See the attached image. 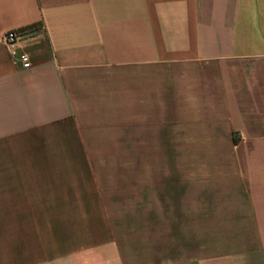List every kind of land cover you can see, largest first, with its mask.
Wrapping results in <instances>:
<instances>
[{
  "label": "crops",
  "instance_id": "0c3cea01",
  "mask_svg": "<svg viewBox=\"0 0 264 264\" xmlns=\"http://www.w3.org/2000/svg\"><path fill=\"white\" fill-rule=\"evenodd\" d=\"M113 209L123 264H264V0H0V264H90Z\"/></svg>",
  "mask_w": 264,
  "mask_h": 264
},
{
  "label": "rangeland",
  "instance_id": "374dc122",
  "mask_svg": "<svg viewBox=\"0 0 264 264\" xmlns=\"http://www.w3.org/2000/svg\"><path fill=\"white\" fill-rule=\"evenodd\" d=\"M134 136V134H133ZM139 153V146L135 144H123V186L134 187L136 183L135 170L137 168L136 154ZM132 190V189H129ZM110 212L112 224L106 226L112 232V240L96 241V255L94 261L92 257H85V260H90V264H123V211L125 216L130 211L135 210H107ZM129 214H127V217ZM97 226V237L99 228ZM104 227V226H103ZM91 243V242H90ZM46 259V258H45ZM46 264H56V257H48ZM87 264V262H85ZM64 264H71V257H64Z\"/></svg>",
  "mask_w": 264,
  "mask_h": 264
},
{
  "label": "built area",
  "instance_id": "2783aa9c",
  "mask_svg": "<svg viewBox=\"0 0 264 264\" xmlns=\"http://www.w3.org/2000/svg\"><path fill=\"white\" fill-rule=\"evenodd\" d=\"M22 34L17 31H9L2 36V40L9 48L11 56L15 57L23 69L31 68V61L26 53L18 50L17 43L21 39Z\"/></svg>",
  "mask_w": 264,
  "mask_h": 264
}]
</instances>
